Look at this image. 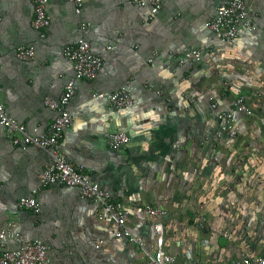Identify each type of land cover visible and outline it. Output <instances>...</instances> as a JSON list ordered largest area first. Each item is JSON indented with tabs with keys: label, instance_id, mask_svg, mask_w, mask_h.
Here are the masks:
<instances>
[{
	"label": "crops",
	"instance_id": "crops-1",
	"mask_svg": "<svg viewBox=\"0 0 264 264\" xmlns=\"http://www.w3.org/2000/svg\"><path fill=\"white\" fill-rule=\"evenodd\" d=\"M220 1L164 0L160 12L149 19L147 8L137 6L135 0H84L80 15L67 0H49L50 27L41 38L31 26V0H0V103L31 132L44 131L53 119L54 112L43 98H57L71 78L72 66L62 48L81 35V21L89 24L84 36L103 57V65L95 79L76 81L69 104L73 121L59 148L90 180L129 209L127 225L144 238L148 250L154 248L152 226L158 219L146 214L144 207L165 210V243L178 264L187 259L228 264L236 254L255 255L264 247V0H245L255 29L243 32L233 43L222 42L205 25ZM20 45L33 46L35 57L19 60L15 52ZM185 48L200 50V61L179 64L176 58ZM154 50L157 55L152 58ZM239 59L250 72L236 80L234 63ZM226 79H231V87L261 88V111L248 117L235 113L239 132L244 137L256 135L259 142L247 140L226 148L219 143L188 146V137L197 141L203 129L196 120L203 118L204 91L216 93ZM126 81L134 98L131 108L112 111L105 98L91 96L95 91L112 92ZM187 93L196 100L194 116L185 106ZM190 119H194L193 127L188 126ZM109 131L125 132L129 143L110 149L105 140ZM194 150L200 151V158L188 159L187 152L193 156ZM225 154L226 165L221 160ZM47 158L42 149L13 145L0 127V230L10 222L14 233L3 248L39 238L49 247L48 264H151L136 244L113 237L112 223L99 219L94 205L81 199L76 189L39 188L40 212L18 210V199L38 187ZM194 167L202 177L199 183L204 184L187 204L186 180ZM222 212L247 224L246 229L258 237L240 239L228 232L225 240L221 238L216 232L234 230L229 217L226 224L218 217ZM204 214L210 222L219 220L218 229L213 226L211 245L199 240L201 231L208 228ZM195 229L200 230L198 234ZM98 238L103 244L96 249ZM239 247L242 253L236 250Z\"/></svg>",
	"mask_w": 264,
	"mask_h": 264
},
{
	"label": "built area",
	"instance_id": "built-area-1",
	"mask_svg": "<svg viewBox=\"0 0 264 264\" xmlns=\"http://www.w3.org/2000/svg\"><path fill=\"white\" fill-rule=\"evenodd\" d=\"M33 5L32 28L38 32L39 37L44 38L50 27V16L47 12L49 0H31ZM73 7L75 14L80 15L84 0H67ZM139 7L147 8L148 18L153 19L164 5V0H135ZM252 12L245 0H221L215 7L214 15L206 22V27L217 33L222 42L233 43L243 32H253L255 25L251 21ZM88 23L81 21L79 29L81 35L73 42L62 48L63 56L71 63L72 76L67 79L62 92L57 98L45 96L43 103L54 112L53 119L42 132L28 131L23 123L17 122L5 111L0 103V127L5 137L16 146L33 147L42 149L47 154V160L38 175V187L31 190L27 196H22L17 201L18 210H29L37 214L40 205L36 198L39 188L59 185L76 189L81 199L91 202L99 219L107 218L113 226L112 235L117 239H126L136 244L140 251L147 256L151 264H178L176 257L169 251L165 243L164 217L166 211L150 205L144 207V211L151 218L158 219L153 224L155 235L154 248L148 250L145 247L144 238L136 235L127 225L129 209L112 194L100 187V185L83 173L79 165L67 159L60 150L59 143L63 133L73 121L69 104L75 95V83L77 80L91 81L96 78L103 65V57L95 53L90 42L85 38L84 32ZM109 48V47H108ZM16 57L22 61H29L35 57L36 51L33 46L20 45L16 48ZM157 51L152 52V58ZM179 64L186 62H198L201 59V51L197 48H185L177 58ZM151 60V58H150ZM130 82L126 81L112 92L95 91L91 94L94 98H105L110 110L117 111L131 108L134 98L130 91ZM158 92V91H157ZM235 113H241L248 117L253 114V109L244 97L235 99L232 110L222 113L223 124L221 132H226L230 138L237 136L234 126ZM105 140L109 148L119 150L126 146L130 137L123 131H109L105 134ZM0 230V264H48L49 247L39 238L22 239L14 248H3V243L14 236L11 230L12 223H8ZM103 240L98 238L94 241L96 249L101 248ZM181 264H198L194 259H187ZM232 264H264V249L255 255H244L235 258Z\"/></svg>",
	"mask_w": 264,
	"mask_h": 264
},
{
	"label": "rangeland",
	"instance_id": "rangeland-1",
	"mask_svg": "<svg viewBox=\"0 0 264 264\" xmlns=\"http://www.w3.org/2000/svg\"><path fill=\"white\" fill-rule=\"evenodd\" d=\"M239 61L240 62L236 61V63H234L235 64V72H234L235 75H234V77L236 80L240 79L243 74L250 72L244 66L242 68L241 59H239ZM200 70H201L202 74H205L208 71L206 68H200ZM215 75L216 76L218 75L217 76L218 78L222 77L221 72H219L217 70L215 71ZM191 85H194V84L191 83ZM231 85H233L231 82V79H230V81L228 79H226V80L222 81V84L220 83L218 85V90L216 93L210 92V91L208 93L204 91L205 94L202 93L205 95V97H206L205 99H207V100L205 101V103L202 102V110L204 111L203 118L202 119L197 118L196 121H197V125L201 124L203 129H202L200 135L198 136L197 141H193V136H189L190 138L188 137V141H187L188 146L190 144H193L194 142L197 143L198 145L200 144L202 147H204L207 143H211L214 145L219 143L218 145L220 147L226 148L227 146H229L231 144H236V143H240V142L244 143L245 141L246 142L251 141L252 144H257L259 142V141L257 142V136L256 135H251V136L248 135V136L244 137V134L239 132V127L237 128V124H236L235 120H234V126L238 130L237 136L235 138H230L226 132H224V133L221 132V127L223 124V118L221 115L223 112H226L227 110H232L233 103H234L236 98H238L240 96L244 97V99H246V102L248 104H250L251 107L253 108V113L254 112L256 113V111H261L260 105L258 102L260 101L259 99H260V96L262 95L261 94L262 91H261V88L259 87V85L253 86L251 89L242 86V84L239 87H237V86L231 87ZM251 92H253L252 95H251ZM185 96H187L186 100H185L186 101L185 106H186V108L190 107V109H188V110L191 111L192 116H194L193 112L196 111V108H194L196 100L194 99V97L192 95H188V93L185 94ZM203 97L204 96H202V98ZM199 103H201V102H199ZM226 103H229L231 105L228 108H226V106H225ZM210 110H212V114H209ZM205 112L208 114H205ZM187 121H188V126L193 127L194 119H190ZM191 153H193V156H190V151L187 152L188 159H191L194 157L200 158V151L199 150H194ZM221 160L224 161L223 164L226 165L225 164V162L227 160L226 154L223 157L221 156ZM187 169L190 170V167H188ZM221 169H225V166ZM191 171H194L192 176L190 174L189 179L186 180L188 183L187 184L188 187H190L189 194L186 195V197H185V198H187L186 199L187 204H189V202H192L193 200L196 199V198H194V194L195 193L199 194L200 193L199 188H201L204 184V183H201V184L199 183V181H200L199 178H202V177L200 176V173L198 172V168L194 167V168H192ZM207 185H209V183H207ZM202 203H203V200H202ZM191 216L193 217V215H191ZM188 217L190 219V214ZM201 217H203L205 219L204 222H206V226H208V228H207V230L205 229V230L201 231L199 240H202V243H204L205 245H211L212 243L210 242V239L212 236H214V232H216V229L213 226H215L219 222V220L217 221V219H216L213 222H210V220H209L210 216L207 214H204ZM218 217L223 218L222 220H223V223H225V224H226V219L229 217L230 221H228V223L230 226L234 227V230H230V231L224 230V231L216 232V234H219L221 236V238H223L224 240L227 238L226 235L228 232L236 235L240 239H242L244 237H249V235H252V234H254V236H252V237H258V234H256V232H250L249 230L246 229L245 226H248L247 224L235 222V220L233 219L234 216H232V215L226 216V214L224 212H222L221 215H219ZM189 223H190V221H189ZM191 223H192V225H194L193 220H191ZM216 227L218 229V225H216ZM196 228L198 229L199 227L196 225ZM197 229H195V230L198 234V232L200 230H197ZM191 236L195 237L194 234ZM175 242L176 241H174V243H173L174 247H176ZM226 249H228V247H226ZM261 249H264V247H262ZM236 250H239L238 253H242L243 248L239 247V248H236ZM235 253H237V252H235ZM239 255H241V254H236V255L232 256L230 258L228 264H231L232 260L234 258L238 257ZM192 258H194V257H192Z\"/></svg>",
	"mask_w": 264,
	"mask_h": 264
}]
</instances>
